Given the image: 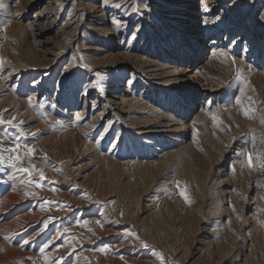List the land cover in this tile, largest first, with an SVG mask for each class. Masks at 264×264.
I'll list each match as a JSON object with an SVG mask.
<instances>
[{
  "label": "rangeland",
  "instance_id": "1",
  "mask_svg": "<svg viewBox=\"0 0 264 264\" xmlns=\"http://www.w3.org/2000/svg\"><path fill=\"white\" fill-rule=\"evenodd\" d=\"M262 51L264 0H0V264H264Z\"/></svg>",
  "mask_w": 264,
  "mask_h": 264
},
{
  "label": "snow or ice",
  "instance_id": "2",
  "mask_svg": "<svg viewBox=\"0 0 264 264\" xmlns=\"http://www.w3.org/2000/svg\"><path fill=\"white\" fill-rule=\"evenodd\" d=\"M105 6H108V5H105ZM117 7H121V6H120V5H117ZM134 10H138V8L135 7ZM233 62H235V61H233ZM84 67H85L86 69H88V70H91L87 64H85ZM0 71H2V67H0ZM97 75H98V74H97ZM237 79H242V74H241L240 72L237 73ZM34 83H38V82H34ZM240 92H241V95L243 96V94H244V89L241 88ZM251 99H252V98L249 97V100H250V101H251ZM236 103H237V104H241V100H240L239 98H237V99H236ZM29 104H30V105L33 104V101H32L31 99H29ZM249 106H251V105H249ZM40 107L42 108V107H43V104H41ZM52 107L54 108V107H55V104H53ZM244 114H245V116H248V112H247V111H245ZM14 119H15V118H14ZM79 119H80L79 117H76L77 122L79 121ZM216 119H217L216 116L213 115V120H216ZM261 121L264 122V117L261 118ZM57 123H59V122H57ZM0 124H7V125H11V126H13V127H16V128H17V131L19 132V135H20V136H27V135H28L27 133L21 131V130H20V127L14 124V121H13V120L5 121V120H3L2 118H0ZM221 126H222V125H221ZM20 147H21V145H20L19 143H17V144L15 145L14 148L10 149V151H11L12 153H14V155H13L12 157L9 158L8 162L10 161L9 163L12 164L13 167H16V165H17V164L21 161V159H22L21 155H19V149H20ZM23 147L26 149V154H29V155H30V154H32V153L35 151L34 148L29 147V146L26 145V144H25ZM3 163H5V160H4V158H3L2 156H0V164H3ZM248 166H249V167H252V154H251V153L248 154ZM261 167H264V163L261 164ZM233 170H234V169H233ZM17 171L20 172V173H28L29 175L32 174V171H36V172L39 173V176L41 177V179L44 178V173H43V171H42V170H39V169H36V167H35L34 164L31 166V170H30L29 168H18ZM22 182H23V181H22ZM28 182H29V183H32L31 180H29ZM35 187L40 188V187H42V185L39 184V183H36V184H35ZM51 190H52L53 192H55V191H56V188H52ZM25 194H26V195H34L35 193H32V192H26ZM180 195H181L182 197H184V199H185L187 202H190V201H189V198H188V196H187V194H186V190H182V191L180 192ZM45 204H47V201L45 202ZM45 204H42V205H41V208L45 207ZM76 223L79 224L80 221L77 220ZM97 223H99V221H97ZM87 224H88V220H84V221H83V224H82L81 226H85V227H86ZM45 226H47L46 223H45ZM68 231H69V230H68L67 228L64 229V232H65V233H67ZM57 235H61V236H62L63 234L60 233V232H58ZM6 239H7V237H6ZM137 239H138V237H137ZM142 243H143V242H142ZM144 246H145V247H148L147 244H145ZM45 247H47V244L44 245V247H41L40 251H41L42 253L44 252V248H45ZM101 251H107V247L102 248ZM157 255H160V254L157 253ZM53 264H55V262H53ZM161 264H164V262H163V257H162V256H161Z\"/></svg>",
  "mask_w": 264,
  "mask_h": 264
},
{
  "label": "bare ground",
  "instance_id": "3",
  "mask_svg": "<svg viewBox=\"0 0 264 264\" xmlns=\"http://www.w3.org/2000/svg\"><path fill=\"white\" fill-rule=\"evenodd\" d=\"M230 7V6H229ZM207 8H209V6H207ZM242 27V26H241ZM230 28H228V27H226V28H224V30H229ZM236 30H238V33H237V37H238V39L240 38V36L242 35V32H241V30H239V29H236ZM254 30V29H253ZM253 30H251V31H253ZM243 31V30H242ZM225 33V32H224ZM243 33H245V32H243ZM244 36H245V34H243ZM247 36V35H246ZM245 36V37H246ZM249 38V37H248ZM195 40H196V42H195ZM191 41H192V44L191 45H187L186 47L184 46L183 48H185L184 49V52H183V57H184V59L187 61V62H190V61H195V59H193V57L194 56H196L197 55V52H199L200 51V46H199V43H197V39H195V38H191ZM212 43H221V39H219V37H213L211 40H210ZM186 45V44H185ZM211 45V44H210ZM250 45H251V43H250ZM183 48H182V50H183ZM213 48V47H212ZM258 47H256L255 46V49H256V51H257V53L259 52L258 51V49H257ZM259 50H262V46H261V48H259ZM261 52V51H260ZM263 53H264V51H262ZM183 57H181V58H183ZM192 59V60H191ZM261 62V61H260ZM263 62H264V59H263ZM219 67H221L220 65H219ZM155 70V68H150V69H148L147 70V72H149V73H151L150 71H154ZM198 71L201 73V75H203L204 77H205V79H206V81L208 80V78H207V76L203 73V71H201L200 69H198ZM164 72H167V71H164ZM13 73L14 72H8V74L7 75H5L4 76V78H6V77H10V75H13ZM163 125V124H162Z\"/></svg>",
  "mask_w": 264,
  "mask_h": 264
}]
</instances>
